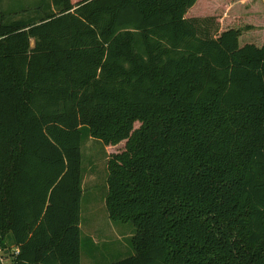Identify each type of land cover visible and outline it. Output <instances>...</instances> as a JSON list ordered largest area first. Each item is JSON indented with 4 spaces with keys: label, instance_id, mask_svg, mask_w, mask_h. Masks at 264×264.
I'll return each instance as SVG.
<instances>
[{
    "label": "trees",
    "instance_id": "1",
    "mask_svg": "<svg viewBox=\"0 0 264 264\" xmlns=\"http://www.w3.org/2000/svg\"><path fill=\"white\" fill-rule=\"evenodd\" d=\"M246 1L0 8L12 264H81L83 132L108 149V217L135 227L106 264H264V0Z\"/></svg>",
    "mask_w": 264,
    "mask_h": 264
},
{
    "label": "rangeland",
    "instance_id": "2",
    "mask_svg": "<svg viewBox=\"0 0 264 264\" xmlns=\"http://www.w3.org/2000/svg\"><path fill=\"white\" fill-rule=\"evenodd\" d=\"M39 2L40 0H0V8L6 13L19 12L26 6L33 7ZM247 2L245 0V4ZM235 3L239 8L244 4L238 1ZM81 155V264H106L133 253L131 238L135 234V227L130 222L113 221L108 217L104 200L108 161L105 144L83 132ZM7 261L0 252V264H6Z\"/></svg>",
    "mask_w": 264,
    "mask_h": 264
},
{
    "label": "crops",
    "instance_id": "3",
    "mask_svg": "<svg viewBox=\"0 0 264 264\" xmlns=\"http://www.w3.org/2000/svg\"><path fill=\"white\" fill-rule=\"evenodd\" d=\"M79 227H80V230H81V225L80 224H79ZM9 249H10L11 252L16 253L18 248L15 245H13L12 243H10V244H8V248L6 250L1 251V249H0V251L3 252V254H5L3 256V259L6 258V261L8 259L6 264H12V256H10V255L6 256V254L8 253Z\"/></svg>",
    "mask_w": 264,
    "mask_h": 264
},
{
    "label": "built area",
    "instance_id": "4",
    "mask_svg": "<svg viewBox=\"0 0 264 264\" xmlns=\"http://www.w3.org/2000/svg\"><path fill=\"white\" fill-rule=\"evenodd\" d=\"M1 252V251H0Z\"/></svg>",
    "mask_w": 264,
    "mask_h": 264
}]
</instances>
